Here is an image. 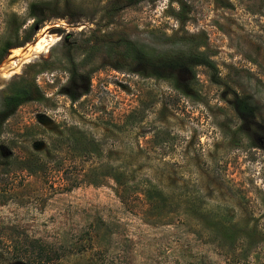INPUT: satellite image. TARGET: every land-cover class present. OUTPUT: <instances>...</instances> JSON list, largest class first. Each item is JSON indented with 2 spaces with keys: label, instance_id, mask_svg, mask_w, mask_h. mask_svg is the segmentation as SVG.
I'll list each match as a JSON object with an SVG mask.
<instances>
[{
  "label": "rangeland",
  "instance_id": "374dc122",
  "mask_svg": "<svg viewBox=\"0 0 264 264\" xmlns=\"http://www.w3.org/2000/svg\"><path fill=\"white\" fill-rule=\"evenodd\" d=\"M44 28L56 40L7 82L42 97L0 132V264H264V0H0V64ZM134 48L203 51L216 75L194 67L187 95ZM71 61L93 70L76 101Z\"/></svg>",
  "mask_w": 264,
  "mask_h": 264
},
{
  "label": "trees",
  "instance_id": "16d2710c",
  "mask_svg": "<svg viewBox=\"0 0 264 264\" xmlns=\"http://www.w3.org/2000/svg\"><path fill=\"white\" fill-rule=\"evenodd\" d=\"M44 9L38 6L36 3H32L29 8L31 17L34 19V25L40 27L45 21L42 16L44 15ZM55 17H59L56 16ZM23 44L15 45L14 47L21 46ZM12 46H5L4 50H8ZM130 48V46H128ZM126 52H129L128 48ZM124 59H128L135 63V65H141L145 71H149V75L153 77L163 78L171 80L174 83L175 88L181 90L183 93L190 95L191 91V79L195 77L193 72L196 66H205L212 71V77L216 75V66L212 59L207 56L203 51H193L192 53H180V54H161L151 55L144 52L142 49H132L131 56H126ZM116 67V66H115ZM119 68V67H116ZM120 69V68H119ZM93 70L83 73L79 70L75 62L71 61V67L69 70V78L67 84L62 88V93L65 94L71 101H76L82 95L88 93L90 86V75ZM136 72V70H132ZM186 76L189 79L183 78ZM85 77L84 83L80 84L79 79ZM42 97V93L34 82L29 83L25 77L14 78L10 80L5 88V94L3 96V106L0 109V132L3 123L16 111L21 104L38 100ZM234 108L239 116L254 121L257 116V110L252 104L249 98L244 96L236 97L234 99ZM148 188L144 191L145 196L149 204L154 202L164 203L165 198L161 192L149 193Z\"/></svg>",
  "mask_w": 264,
  "mask_h": 264
},
{
  "label": "bare ground",
  "instance_id": "6f19581e",
  "mask_svg": "<svg viewBox=\"0 0 264 264\" xmlns=\"http://www.w3.org/2000/svg\"><path fill=\"white\" fill-rule=\"evenodd\" d=\"M55 40L56 38L51 34H47L44 28L37 33L32 41L27 42L23 46L8 50L11 55L4 61L7 69L2 72V76L5 78L9 74L17 72L22 62L45 53Z\"/></svg>",
  "mask_w": 264,
  "mask_h": 264
},
{
  "label": "water",
  "instance_id": "95a60500",
  "mask_svg": "<svg viewBox=\"0 0 264 264\" xmlns=\"http://www.w3.org/2000/svg\"><path fill=\"white\" fill-rule=\"evenodd\" d=\"M11 54L9 53V51L7 52V54H6V57L4 58V60L1 62V64H0V89H2L4 86H6V84H7V82H8V80H9V78L12 76V75H14V74H16L17 72H13V73H11V74H9L7 77H3L2 76V72L4 71V70H6L7 69V65L5 64V60L10 56ZM36 57V56H35ZM29 61V60H28ZM25 62H27V61H24V62H22L21 63V65H23Z\"/></svg>",
  "mask_w": 264,
  "mask_h": 264
}]
</instances>
